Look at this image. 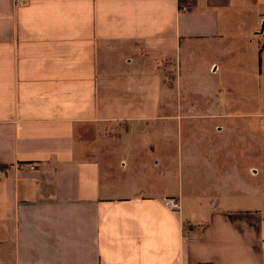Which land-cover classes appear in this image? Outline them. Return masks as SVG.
<instances>
[{"label": "crops", "instance_id": "crops-1", "mask_svg": "<svg viewBox=\"0 0 264 264\" xmlns=\"http://www.w3.org/2000/svg\"><path fill=\"white\" fill-rule=\"evenodd\" d=\"M252 6L0 0V264H264V195L238 186L243 152L201 150L182 127L256 119L182 100V78L215 75L248 42L263 52Z\"/></svg>", "mask_w": 264, "mask_h": 264}, {"label": "rangeland", "instance_id": "rangeland-1", "mask_svg": "<svg viewBox=\"0 0 264 264\" xmlns=\"http://www.w3.org/2000/svg\"><path fill=\"white\" fill-rule=\"evenodd\" d=\"M248 1L253 6L243 12L245 19L257 24L259 17L257 9L264 13V0ZM255 29L257 32L261 31L258 24ZM262 40L264 41V36H261V42ZM255 43L256 41L248 42L245 52L239 56L238 60L228 62L226 67L215 75L204 73L182 78V92H184L182 100L198 106L200 111L205 113L216 111L211 105L208 106L210 102L227 100L235 104L232 111L247 115L254 114L253 117L256 119L251 120L249 117L244 119L246 116L234 117L230 124L228 123L230 120L221 123L219 120L203 117L205 119L195 126L189 127L185 122L182 127L184 134L188 131L198 137L206 138L205 143L199 146L201 150L209 151L218 148L226 151L237 149L243 152L242 156L237 155L238 186L241 184L253 186L255 191H261L264 195V49L259 67ZM250 122L254 124L251 125ZM218 126H221V131H218L220 128ZM246 163H249L248 170L245 169ZM250 167H252L251 172ZM221 177H224V174ZM218 179L219 177L215 179L217 183ZM202 180L207 184L211 182L208 172L204 174Z\"/></svg>", "mask_w": 264, "mask_h": 264}, {"label": "built area", "instance_id": "built-area-1", "mask_svg": "<svg viewBox=\"0 0 264 264\" xmlns=\"http://www.w3.org/2000/svg\"><path fill=\"white\" fill-rule=\"evenodd\" d=\"M25 3H26V0H13V6L15 8H20L23 5H25ZM163 204H164V206H165L166 209H168L169 211H172V212H176L180 208L179 199L176 198V197H168V198H165L163 200ZM184 240H186V241H192L191 239L187 238L186 236H184Z\"/></svg>", "mask_w": 264, "mask_h": 264}, {"label": "trees", "instance_id": "trees-1", "mask_svg": "<svg viewBox=\"0 0 264 264\" xmlns=\"http://www.w3.org/2000/svg\"><path fill=\"white\" fill-rule=\"evenodd\" d=\"M262 48H263V46H261V47L259 48V51H258V66H259V67L261 66V52H262ZM4 169H5L4 166H0V171H1V170H4Z\"/></svg>", "mask_w": 264, "mask_h": 264}, {"label": "water", "instance_id": "water-1", "mask_svg": "<svg viewBox=\"0 0 264 264\" xmlns=\"http://www.w3.org/2000/svg\"><path fill=\"white\" fill-rule=\"evenodd\" d=\"M261 31H263V28L261 29Z\"/></svg>", "mask_w": 264, "mask_h": 264}]
</instances>
